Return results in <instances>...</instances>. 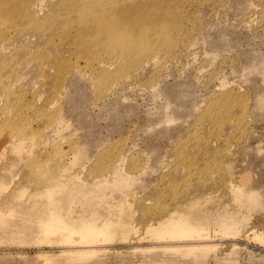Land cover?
I'll list each match as a JSON object with an SVG mask.
<instances>
[{"label": "rangeland", "instance_id": "rangeland-1", "mask_svg": "<svg viewBox=\"0 0 264 264\" xmlns=\"http://www.w3.org/2000/svg\"><path fill=\"white\" fill-rule=\"evenodd\" d=\"M162 1L140 52L64 11L1 25L0 264H264V0ZM47 192L101 232H43ZM179 212L206 237L156 232Z\"/></svg>", "mask_w": 264, "mask_h": 264}, {"label": "bare ground", "instance_id": "bare-ground-1", "mask_svg": "<svg viewBox=\"0 0 264 264\" xmlns=\"http://www.w3.org/2000/svg\"><path fill=\"white\" fill-rule=\"evenodd\" d=\"M38 4L42 5V0H0V29L2 27L1 25L5 24L7 28L9 27L10 29L13 27H20V30L22 31H20L19 33H23L24 30L28 32L27 23L37 24L41 22L39 20L50 18L56 19V17L60 15L62 16V12L64 11L69 16L64 20H70L71 23V16L73 14H76L77 16L75 19H73L74 23L76 22V20L81 18L83 20V23L87 24L88 26L94 21V19L97 18L99 26L96 29L95 33L85 31V28L80 29L83 33H86V36L90 37L91 40L94 39L96 41L97 39L101 41V38L99 36L102 35L101 37H103L104 35V42H108L107 47L109 46L111 50L115 51L118 48L119 50H123L124 52H131L133 48V50H138L140 52L143 46L140 44V42L136 41L138 37L137 35H142L143 39L149 40L151 33H160L162 35H165L170 28V24H168V21L170 20L171 13L170 11H163L161 9V6L163 5L162 0H144L143 3H141L139 0H56L55 3L53 2V4L51 3L50 5L52 7V11H46L43 19L39 18V13L35 11V6H38ZM43 10L44 9H42V11ZM104 12H106L107 14L106 18L108 21L106 23H103L101 20ZM5 25L3 26L5 27L3 34L7 35L9 31L6 30ZM41 25L43 26V23H41ZM124 31H126V33ZM131 33L134 35L136 34L135 37ZM102 40L104 39L102 38ZM157 48L158 47L153 48V50ZM21 148V146L15 147L14 150L20 152ZM53 179L55 178L53 177ZM121 182H123V179L121 180ZM124 182H126V180H124ZM101 193L105 192H97V198L85 200V203H88H86L87 206L92 207L93 205L90 202L108 198L107 196H104V194L101 195ZM235 193H238L241 196V193L239 191H236ZM45 197L47 198V201L45 202L44 206L47 207L43 206L41 211H46L48 209L50 213L52 212L55 214H50L48 216L49 219L46 220L45 225L48 223L49 225L46 227L45 225L42 226L43 232H52L56 229L63 230L65 233H76L81 236L83 240L97 235L99 234V232H101L102 229L98 230L97 228H94L98 227V224L97 226H95V224L90 228V222H85L83 219L77 222V220L73 219V217L69 216V214H67L65 217L61 215V212L64 208L58 206L60 202L56 199L53 193L47 192ZM109 223L110 221L106 222L107 230L111 227V223ZM221 225L226 231L233 232L234 228L230 223H222ZM203 230L204 228L201 223H192L190 221L189 214L179 212L175 219H169L167 224L161 226L156 230V232H158L159 235H167L170 237H174L176 240L180 241L199 240L201 238H204L206 236L205 233H203Z\"/></svg>", "mask_w": 264, "mask_h": 264}]
</instances>
